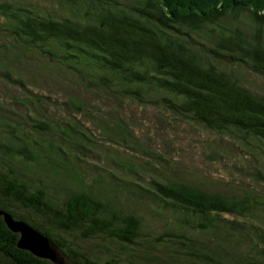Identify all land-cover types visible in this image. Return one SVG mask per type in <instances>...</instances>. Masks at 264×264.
I'll return each mask as SVG.
<instances>
[{"label": "trees", "instance_id": "obj_1", "mask_svg": "<svg viewBox=\"0 0 264 264\" xmlns=\"http://www.w3.org/2000/svg\"><path fill=\"white\" fill-rule=\"evenodd\" d=\"M239 66L264 78V0H0V208L62 264H264L263 192L156 178L113 152L138 142L131 104L263 141L264 94ZM138 193L169 230H147ZM17 237L0 216V264H56Z\"/></svg>", "mask_w": 264, "mask_h": 264}, {"label": "rangeland", "instance_id": "obj_2", "mask_svg": "<svg viewBox=\"0 0 264 264\" xmlns=\"http://www.w3.org/2000/svg\"><path fill=\"white\" fill-rule=\"evenodd\" d=\"M30 1L49 6L55 2V0ZM236 71L249 87L259 94H264L263 77L254 75L245 66H239ZM32 89L38 90L36 87ZM125 116L135 124L133 138L138 140L136 143L145 145L146 149L138 148L136 143L132 145L133 149H127L119 144L118 149L113 150L114 156H118V152L132 156L137 163L152 168L155 172L152 176L156 178L183 180L226 193L241 192L243 188L264 193V140L248 136L236 138L211 132L196 124L182 121L152 105L131 104L127 106ZM92 159L91 162H95L96 166L108 168L114 166L111 162L98 160L97 157ZM140 172L143 173L144 170L135 168L133 174H130L132 176L130 179L138 178ZM142 195L138 193V199L136 197L133 204L139 206L138 213L149 227L147 230L153 229L155 233L169 230L174 223L170 212L158 209ZM223 216L233 218L227 214ZM89 246H92V243H89Z\"/></svg>", "mask_w": 264, "mask_h": 264}, {"label": "water", "instance_id": "obj_3", "mask_svg": "<svg viewBox=\"0 0 264 264\" xmlns=\"http://www.w3.org/2000/svg\"><path fill=\"white\" fill-rule=\"evenodd\" d=\"M0 216L7 228L18 234L16 238L18 248L27 250L34 256L47 259L52 263H63L58 248L47 235L26 222V220L13 217L11 213L4 211L2 208H0Z\"/></svg>", "mask_w": 264, "mask_h": 264}, {"label": "flooded vegetation", "instance_id": "obj_4", "mask_svg": "<svg viewBox=\"0 0 264 264\" xmlns=\"http://www.w3.org/2000/svg\"><path fill=\"white\" fill-rule=\"evenodd\" d=\"M6 260H10V259L8 258V259H6Z\"/></svg>", "mask_w": 264, "mask_h": 264}]
</instances>
